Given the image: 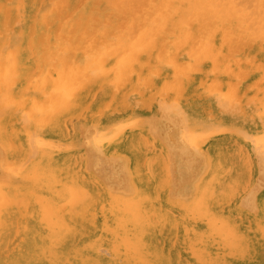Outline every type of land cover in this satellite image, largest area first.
Instances as JSON below:
<instances>
[{"label": "bare ground", "instance_id": "obj_1", "mask_svg": "<svg viewBox=\"0 0 264 264\" xmlns=\"http://www.w3.org/2000/svg\"><path fill=\"white\" fill-rule=\"evenodd\" d=\"M91 1L0 0V264H264V187L240 201L248 188L241 185V173L243 179L251 177L255 161L250 135L256 151L264 149V38L254 39L242 57L225 61L215 34L235 24V18H225L226 11L224 18L219 10L209 12L200 22L197 16L188 21L189 13L187 22L175 19L181 23L176 27L174 14L183 5L175 7L172 0L157 6L155 0H131L133 10L130 4L121 10L118 0L112 5H119L116 15L109 8L114 3L92 8ZM245 1L253 9L260 3ZM229 4L224 9L231 10ZM249 12L255 22L258 12L254 17ZM204 18L211 27L220 18L222 27L214 22L217 32L204 27L207 35L194 44L190 31L197 26L201 31ZM169 32L171 42L164 35ZM239 39L237 47L244 43ZM181 50L188 51L186 57L178 54ZM228 94L235 98L228 100ZM23 115L31 120L25 127L19 124ZM178 129L201 155L202 170L194 196L193 186L185 194L178 190L166 196L162 206L169 203L171 210L162 212L158 233L142 210L152 212V223L163 200L161 190L170 181H159L157 171L164 169L157 165L164 159L172 169L177 150L169 136L177 137ZM33 155L38 159L15 177L14 166ZM108 158L120 160L124 168L137 163L127 177V190L132 177L137 191L130 195L125 186L108 184L113 175H105L113 168ZM146 163L156 166H148L150 178L138 179L135 172ZM178 193L185 199L178 200ZM102 201L111 211L102 215V233L96 234L95 208L101 210ZM135 211L133 218L129 214ZM111 220L118 229L112 230ZM17 225L24 233L20 245L11 240ZM108 227L111 234L103 233ZM159 236L171 247H162ZM100 244L119 256L101 255Z\"/></svg>", "mask_w": 264, "mask_h": 264}, {"label": "rangeland", "instance_id": "obj_2", "mask_svg": "<svg viewBox=\"0 0 264 264\" xmlns=\"http://www.w3.org/2000/svg\"><path fill=\"white\" fill-rule=\"evenodd\" d=\"M94 1H97L96 2V4H93V2ZM94 1H91L90 3H89V5L93 8L94 6H95V8H97V6L98 7H100V5H107L108 7H109V4H111V3H114V4H111V7H109L110 8V11H112L113 12V14L114 15H116L117 14V10H118V8H119V5H120V7L122 8L123 6H121V5H125L124 6V8L126 7H128V6H130L131 5V3L133 4L134 2L133 1H136V0H133L131 3H130V1L131 0H128V2L129 3H127V1L125 0V1H123V0H121L122 2H123V4L121 3V1H120V3H119V5H118V7L115 9V8H113V6L112 5H115V7H116V2H117V4H118V0L116 1H112L111 0V2L110 1H108V3H106L107 1L106 0H94ZM99 1H101L100 3H98ZM151 1H153V0H151ZM160 0H155V1H153V5H155V6H157V4H159V3H157V2H159ZM172 1H175V2H177V4L178 5H175V7L176 6H178L179 7V5H183V6H181L182 8H180V12H179V9H178V11L174 14V20H173V24L172 25H177L178 23H179V25H177V26H180L181 27V23L180 22H176V20L178 19L179 21H183V22H187V20H186V16L187 15H189V13L191 14V16H189L188 17V21H190L192 18H194V20H197L196 18H195V16H197V18H199L198 19V22H200L201 21V17L202 16H206V15H212V14H214V13H217V10H219V13H217L218 15L220 14L223 18H224V16H225V18L226 19H234V25H233V27H235V26H238V28H240V30L237 28V27H235V28H233V27H231L232 28V30H231V28L230 27H223L224 28V31H223V33H221V32H217L216 30H214V28H216L215 26H213L214 24H217L218 26L217 27H220V23H219V19H217L216 20V23H215V21H213L212 20V27H211V25H209V22H210V24H211V21L209 20L208 22H207V20H206V18H204L203 19V21L205 22H207L208 24H205V23H203V22H201V23H199L200 25L201 24H204V26L203 27H201V31H203L202 33L203 34H201L200 32V30H198L197 31V29L200 27V26H197L198 28H193V30L194 31H190V34L191 33H193L194 35H192L191 34V36L193 37L194 36V41H196V42H194V44H197V42L200 40V39H202L203 37H205L207 34L206 33H204V30H205V28L204 27H208V29H206L205 30V32L206 31H208V30H210L209 32H211V30H214L215 32H217L215 35H216V47L218 48L219 47V53H220V56L222 55V54H224L225 55V53H226V55H227V52H229V53H231V52H234L233 54L234 55H232V54H229L228 56H226L225 55V57L227 58V59H225V61H227V60H229V59H235L236 57H242L243 55H245L246 53H247V51H249L250 49H252V47L256 44L255 42H254V39H257V37H260V40L261 39H263L264 37H262V36H264V18H263V20L262 19H260L259 20V18H261V16L264 14V5L263 6H261L260 5V3H261V1L259 0V2L260 3H258L257 5V7L256 8H258V9H256L255 8V6H254V8L256 9V10H259V7L261 6L262 7V10H263V14L261 13V11H256L255 9H253V6H251V5H254L252 2H249V0H247V2H248V5H250L249 3H252L250 6H248V7H246V1L245 0H239V1H241V2H239L238 0H235L236 1V3L237 2H239L240 4H242V5H240L239 3H237V4H235L234 2H233V0H232V2H228V1H226V3H228L227 5H225L226 3H224L225 1L224 0H214V1H211V0H172ZM179 1V2H178ZM183 1V3H181V2ZM187 1V2H186ZM194 1H196V2H194ZM207 3H206V2ZM211 1V2H210ZM219 1V2H218ZM223 1V2H222ZM243 1H245L244 3H242ZM251 1V0H250ZM253 1V0H252ZM255 1V0H254ZM253 1V2H254ZM191 2V3H190ZM198 2V3H197ZM211 4H210V3ZM99 5H98V4ZM127 3V4H126ZM157 3V4H156ZM181 3V4H180ZM190 3V4H189ZM195 3V4H194ZM200 3L201 4H204V5H200ZM209 3V4H208ZM217 3V4H216ZM229 3H231V5L233 4V7L231 8V10H230V8H229V10L230 11H234L235 9H233L234 7H235V5L238 7V5L239 6H243L244 8H246V9H244V8H242L241 10L239 9V8H237V11H240L241 13H243V14H241L242 15V18L240 17L241 15H234V13H236L237 11L235 10L234 11V13L233 12H230L229 10H226V9H224V8H228V7H231V6H229L230 4ZM256 3V2H255ZM128 4H130V5H128ZM135 4H136V2H135ZM134 4V6H136ZM175 4V3H174ZM173 4V5H174ZM206 4L210 7H208V6H206ZM214 4H215V7H213L214 6ZM221 4H222V6H221ZM224 4V5H223ZM245 4V5H244ZM97 5V6H96ZM193 5H195V7L193 6ZM211 5V6H210ZM216 5H217V7L218 6H220V7H218V8H216ZM132 6V5H131ZM130 6V7H131ZM138 6V5H137ZM190 6V7H189ZM192 6H193V8H192ZM199 7V9H198V12H197V8ZM227 6V7H226ZM177 7V8H178ZM186 7H188V8H186ZM197 7V8H196ZM207 7V8H206ZM251 8L250 9V12H249V10H247L248 8ZM260 7V8H261ZM120 8V9H121ZM132 8H134L133 6L131 7V9ZM184 8V9H183ZM212 8V9H211ZM213 8H216V9H213ZM220 8V9H219ZM114 9V10H113ZM135 9V8H134ZM170 9H172V8H170ZM193 9V10H192ZM201 9V10H200ZM209 9V10H208ZM222 9V10H221ZM121 10H123V8L121 9ZM125 10V9H124ZM128 10H130V9H128ZM128 10H126V11H128ZM133 10V9H132ZM182 10V11H181ZM200 10V11H199ZM213 10H215V11H213ZM243 10V11H242ZM244 10H246L247 12H249V14L250 15H252V17H254L253 16V13L255 12V13H257V15L256 14H254V15H256L257 16V18H255V22L253 21V22H250L252 19H251V17H247V15H248V13L246 12V14L247 15H245L244 16ZM254 10V11H253ZM125 11V12H126ZM171 11V10H170ZM184 11V12H183ZM191 11H193V13L191 12ZM195 11V12H194ZM220 11H222V13L220 12ZM225 11H226V13H225ZM229 11V13H231V15H233V18H231V17H229L230 16V14H228L227 12ZM131 12V11H130ZM197 12V15H194V13H196ZM202 12L204 13V14H202ZM209 12H211L210 14H209ZM180 13V14H179ZM223 13H225V15L223 14ZM178 14H179V16H178ZM237 14H239V12H237ZM259 14L261 15L260 17H258L259 16ZM183 17H181V16ZM185 15V16H184ZM228 15V16H227ZM234 16H239L238 18L239 19H237L236 17H234ZM247 19H245L244 17ZM127 17V16H126ZM177 17V18H176ZM179 17V18H178ZM228 17V18H227ZM262 17H264V15L262 16ZM185 18V19H184ZM191 18V19H190ZM201 18V19H200ZM245 19V21H249V22H247V23H249L250 25L248 26V24L245 22V21H243L242 19ZM176 19V20H175ZM248 19H250V20H248ZM193 20V19H192ZM215 20V19H214ZM256 20H258V21H260L261 22V24H262V22H263V24L261 25L260 24V22H259V28L261 29V32H260V30H259V28L258 27H256L255 25H258V24H255L254 25V29H253V27H252V24H254V23H257L258 21H256ZM262 20V21H261ZM218 21V22H217ZM236 21L238 22H240L241 23V21H243L242 22V26L239 24V22L236 24ZM182 22V23H183ZM198 22H197V24H198ZM213 22H214V24H213ZM185 24V23H184ZM184 24H182V26L184 25ZM246 25H247V27H249V29L247 28H245L246 27ZM176 26V27H177ZM202 26V25H201ZM239 26H241V27H239ZM260 26H263V29H262V27H260ZM174 27V26H173ZM173 27H172V29H171V31H173V34H174V29H173ZM222 27V26H221ZM220 27V28H221ZM210 28H212V29H210ZM227 28H229V29H227ZM252 28V29H251ZM225 29H227V30H229L228 32H227V30L225 31ZM236 29V31L234 32L233 30H235ZM237 29H238V31H237ZM244 29H246V31H244ZM257 29V30H256ZM230 30L233 32V33H241L240 35H244V37H247V41H246V39L243 37L242 38V36H240L239 34H237V35H235V34H231V32H230ZM248 30H249V35L247 34L248 33ZM259 30V31H258ZM263 30V31H262ZM197 31V32H196ZM241 31V32H240ZM244 31V32H243ZM251 31H252V33H251ZM256 31V32H255ZM199 32V34L198 35H195V33L197 34ZM227 33V34H226ZM247 35H246V34ZM255 33H257V34H260V35H255V37L253 36V34H255ZM167 34V35H166ZM173 34H170V32L169 33H165L164 35H166V37H167V39H168V41H169V39H170V42H171V40H172V36H173ZM230 36H229V35ZM252 34V35H251ZM263 34V35H262ZM222 36V38H221V36ZM232 35V36H231ZM240 37H239V36ZM233 36H235V39H236V41L234 42V40H233V42H232V37ZM249 36V37H248ZM251 36H253V39L251 38ZM262 37V38H261ZM223 38H225L224 40H223ZM227 38V39H226ZM239 38H242L241 40H242V42H244V43H242L243 44V46H242V44H241V46H239V47H237L238 46V44H239V41H237ZM251 38V39H250ZM229 39V40H228ZM234 39V38H233ZM227 40V41H226ZM240 40V39H239ZM240 40V41H241ZM245 40V41H244ZM259 40V39H258ZM220 41H222L221 43H220ZM226 41V42H225ZM250 41V42H249ZM228 42V43H227ZM247 42H249L248 44H247ZM252 42H253V44H252ZM166 43V42H165ZM230 43H232L231 44V47L229 46H227L226 44H228V45H230ZM246 43V44H245ZM168 44V43H167ZM235 44V45H234ZM247 45V46H245V45ZM249 45H251V46H249ZM164 46H165V44L164 45H161L160 46V48H159V50H163V48H164ZM234 46H235V49H237V51H238V53H236L235 52V49H234ZM227 48H231V49H233L234 51H232L231 49H230V51H229V49H228V51L226 50ZM242 48V49H241ZM248 48V49H247ZM239 49V50H238ZM244 49V50H243ZM156 52H157V50H155ZM154 51V52H155ZM223 51V52H222ZM162 52V51H161ZM180 52H182L181 53V55H180ZM186 52H188V51H184V50H181V51H178V54L180 55V56H184V57H186ZM151 53H152V51H151ZM224 55H223V57H224ZM230 56H232V57H230ZM234 56V57H233ZM236 56V57H235ZM222 57V56H221ZM222 57V58H223ZM152 62H153V64H154V62L156 63L157 61H154V60H151ZM260 84H262V83H260ZM230 97H227V99L228 98H230V99H228V100H233L234 98H235V96H233V95H231V94H228ZM179 112V111H178ZM24 118L26 119L25 121H24ZM29 118L25 115H23L22 116V120L23 121H21V122H19V124L22 126L24 123H25V125H24V127L26 126V124L28 125V124H30L31 123V120L29 119ZM30 121V122H29ZM23 123V124H22ZM23 127V126H22ZM182 131H181V129L179 130L178 129V132H177V137H176V142H175V144H176V150H177V155L175 156V160H176V164L174 163V161H172V169H170V164L169 163H167V162H165L164 161V159H163V161H162V164H158L157 165V167L159 166V167H161L162 165V167H163V169L164 170H162V169H159V173H158V171H157V175L159 176V181H161L163 178L164 179H166V177L167 178H169L170 179V181H171V177H170V173H173L174 174V176H173V178H172V182H171V186H169L170 184V181L168 180V182H167V184L166 185H168L167 187H165L164 189H162L161 191H163V200L161 201V203L160 204H158L157 203V211H158V214L156 213V217L153 219V221H152V223L150 222V220L153 218V214H152V212H149V211H146V209H143L142 211H144L145 210V219H146V221H147V224L152 228V231H154L155 229H157V231H158V233L159 232H161V230H163L161 227H162V224H161V222H162V212L163 211H170L171 209L169 208V203L168 204H166L165 206H162V203H164V202H166V196L168 195V194H170L169 192H171V194L173 195L176 191H178V190H183V192L182 193H180V194H185V192H187L188 191V189H189V187H191V186H193V189H192V192H193V196H194V194H195V191H196V186H197V184L199 183V179H200V172H201V170H202V163H201V155L199 154V153H197L196 152V150L192 147V149H191V143L190 142H187L186 140H185V136H184V134H183V132L181 133ZM33 138H34V135L32 134V137H31V144H32V146H34L33 145V143L35 142V139L33 140ZM251 139V140H250ZM253 141V137L250 135V138H249V147L251 148V153L253 154V155H255V161L253 160V165H252V167H251V171H250V175H251V177L249 176L248 178H247V180L246 179H243V173H241V177H240V181H241V185L243 184V186H245V187H247L248 186V188L246 189V190H243L242 192V194H241V196H240V201H244V200H246L247 198H251V197H249L250 195H251V192H255L258 188H259V186L260 185H262L263 187H264V149L263 148H261L258 152L256 151L257 150V147H256V143H255V145H254V141ZM253 143V144H252ZM181 148V149H180ZM185 148H190L189 150H187V149H185ZM102 154V153H101ZM133 154V153H132ZM189 155V156H188ZM98 156H100V154H98ZM133 156H134V154H133ZM101 157H103L102 155H101ZM260 157V158H259ZM104 158V157H103ZM134 160H136V161H138V157H137V155H135L134 157ZM257 158V159H256ZM33 159L34 160H36V159H38L37 158V155H35V157H34V155L33 156H31V157H29V160H28V158L26 157V159L24 158L23 159V163L22 164H19V166L17 165V166H14V176L15 177H19V176H22V175H24V168L23 167H28V166H31L32 164H33ZM105 159V158H104ZM109 159V158H108ZM260 159V160H259ZM109 160H111V159H109ZM198 160V163L196 164V161ZM258 160V161H257ZM30 161V162H29ZM114 161V162H113ZM114 163V164H113ZM121 162H120V160H111V164H112V166H110L111 168H112V170L111 169H109V168H107V170L105 171V175L106 174H113L112 175V177L109 179V181H108V184L109 185H112V187H114V188H118V189H120L121 188V186H125L124 187V192L126 193V194H132V193H134L135 191H137V189H138V186H135V182L132 180V177L130 178V184H129V186L131 187V189L130 190H127V184H128V182H127V177H128V175L130 174V176H131V174H132V172H133V168H137V163H135V164H132L131 166L129 165H126V168H127V170L129 171H127L126 170V168H124L121 164H120ZM141 163V162H140ZM164 163V164H163ZM167 163V164H166ZM258 163V164H257ZM27 164V165H26ZM81 165H80V167H82L83 168V170L85 171V172H87V170H85L86 168V166L85 167H83V163H80ZM148 163H146V164H141V168L140 169H138V171L137 172H135V175L138 177V179H140L142 176L143 177H148V178H150V174H152L151 173V171H150V169H149V167L148 166H151V165H153V166H156V165H154V164H150V165H147ZM174 164V165H173ZM260 164V165H259ZM25 165V166H24ZM166 166V167H165ZM119 167V168H118ZM201 167V168H200ZM17 168V169H16ZM200 168V171H198V169ZM253 168V169H252ZM259 168V169H258ZM119 169V170H118ZM263 169V170H262ZM82 170V169H81ZM109 170V171H108ZM115 170V171H114ZM146 170V171H145ZM254 170V171H253ZM140 171V172H139ZM145 171V172H144ZM164 171H165V175H164ZM166 171H168L167 173H166ZM262 171V172H261ZM163 172V173H162ZM162 173V174H161ZM256 173V174H255ZM260 173V174H259ZM169 176H167V175ZM258 174V175H257ZM123 175V176H122ZM164 175V176H163ZM259 177V178H258ZM252 179V180H251ZM238 180V179H237ZM248 181V185L246 184V182ZM263 181V182H262ZM174 182V183H173ZM251 182H253V183H251ZM176 183V184H175ZM254 183H255V185H254ZM249 186H250V189H249ZM117 189V190H118ZM175 189V190H174ZM166 190V191H165ZM179 192V191H178ZM191 192V193H192ZM165 194V195H164ZM247 194V195H246ZM171 195V196H172ZM176 197L177 196H179V193L177 194V195H175ZM180 196H182V195H180ZM246 196H248L247 198H246ZM178 198V200L180 199V198H184L185 199V197H177ZM177 198H175V199H177ZM188 199H189V197H187ZM187 199V200H188ZM98 202L99 201H101V200H103V197H99V196H97V199H96ZM103 202V206H101L100 207V209L101 210H99L98 209V207H96L95 208V215H96V218L94 219V221H93V223H94V225H93V228H92V230L93 231H95V233L96 234H100V233H102V232H100L101 230H100V227L102 226L101 224H103L102 223V220H101V218H102V215L103 214H105L106 215V217H108V214H110V211H111V209L109 208V205H106V201H102ZM105 202V203H104ZM182 203H184V202H182ZM160 206H161V208H160ZM145 208V207H144ZM108 209V210H107ZM132 214V216H133V218H134V216H136V211L135 212H133V213H130L129 215H131ZM98 217V218H97ZM130 217V216H129ZM155 220V221H154ZM14 222H17V219L15 218V220H14ZM106 222V221H105ZM158 222V223H157ZM109 224H110V227H112V230L115 228V227H117V223L115 222V221H113V220H111L110 222H109ZM16 227H17V234L15 233V231H16ZM15 228H14V232L12 233V237H11V240H12V242L15 244V245H20V244H22L23 242H24V237H23V230L22 229H20V226H16ZM110 227H108L103 233H105V234H111L110 233V231H111V228ZM99 228V229H98ZM109 228H110V231H109ZM119 227H117V229H118ZM161 228V229H160ZM100 232V233H99ZM14 235V236H13ZM20 237H23L22 239H20ZM164 236H159V238L158 239H160L161 240V246L162 247H164L165 249H168V248H170L171 247V244L169 243V242H166L165 241V239L163 238ZM163 244V245H162ZM170 246V247H169ZM98 247V248H97ZM96 247V249H97V252L98 253H100V252H102V253H100L101 255H105V257H107V258H112V257H114V256H119V253H117L116 255H115V253L116 252H112V249L110 250V249H107V248H109V246H107V245H104V244H100V245H98ZM102 247V248H101ZM244 248V247H243ZM99 249H103V251H101V250H99ZM107 249V250H106ZM99 250V251H98ZM111 251V252H110ZM245 251L246 250H244L243 252L241 251V254L243 253V254H245ZM105 252L107 253V255L105 254ZM114 253V254H113ZM239 254H240V252H238ZM112 254V255H111ZM169 254V253H168ZM163 255H165V256H167V252H163ZM121 256V255H120Z\"/></svg>", "mask_w": 264, "mask_h": 264}, {"label": "crops", "instance_id": "obj_3", "mask_svg": "<svg viewBox=\"0 0 264 264\" xmlns=\"http://www.w3.org/2000/svg\"><path fill=\"white\" fill-rule=\"evenodd\" d=\"M169 141H170V144H171V145L176 146V144H175V142L177 141V140H176V136H175V137L169 136ZM172 142H173V143H172ZM175 148H176V147H175ZM175 162H176V160H175Z\"/></svg>", "mask_w": 264, "mask_h": 264}]
</instances>
